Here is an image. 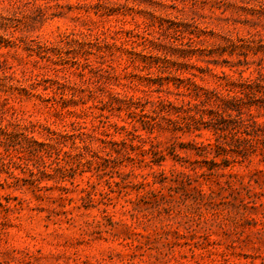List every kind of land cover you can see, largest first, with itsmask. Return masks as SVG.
I'll use <instances>...</instances> for the list:
<instances>
[{
    "label": "rangeland",
    "instance_id": "obj_1",
    "mask_svg": "<svg viewBox=\"0 0 264 264\" xmlns=\"http://www.w3.org/2000/svg\"><path fill=\"white\" fill-rule=\"evenodd\" d=\"M9 122L0 264H264V0H0Z\"/></svg>",
    "mask_w": 264,
    "mask_h": 264
},
{
    "label": "trees",
    "instance_id": "obj_2",
    "mask_svg": "<svg viewBox=\"0 0 264 264\" xmlns=\"http://www.w3.org/2000/svg\"><path fill=\"white\" fill-rule=\"evenodd\" d=\"M191 105L192 103L189 102ZM157 104L158 106H169L172 105L173 103L169 100L163 99L161 97H158L157 100ZM157 112V110L155 108H153L151 110L152 114H155ZM12 128L9 129L7 126L3 127L2 129H0V134L4 135L7 138H11V139H16L18 137L19 134H22V132L20 133L19 125L15 124L14 126L11 125V122L8 123ZM141 125H142V129L146 130L147 133H152L154 131L155 128V119L154 117H152L150 114L149 115H145L142 116V120H141ZM116 126V125H115ZM23 129L25 130L26 128L23 127ZM117 129L123 130L125 132V136L119 140H110L109 142L114 146L113 147V152L115 153H120L121 151H125L127 148V140L132 141L134 139H136V134H134L135 131V127H133V129H128L126 126H117ZM137 130V127H136ZM246 132V131H245ZM247 134H250L249 132H246ZM25 141H26V145L31 147L32 143L36 144V145H40V143L36 142V140L33 138V136H29L25 135ZM140 148H142L143 146L138 145ZM110 154V153H109ZM108 154V155H109ZM116 160H119L118 158H116ZM153 174H155V171L153 172ZM36 188H38V190H40L42 187L37 186Z\"/></svg>",
    "mask_w": 264,
    "mask_h": 264
}]
</instances>
